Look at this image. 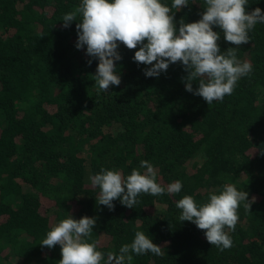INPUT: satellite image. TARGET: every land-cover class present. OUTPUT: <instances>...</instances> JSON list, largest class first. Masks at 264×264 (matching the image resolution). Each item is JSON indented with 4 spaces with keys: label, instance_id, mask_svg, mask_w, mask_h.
<instances>
[{
    "label": "trees",
    "instance_id": "trees-1",
    "mask_svg": "<svg viewBox=\"0 0 264 264\" xmlns=\"http://www.w3.org/2000/svg\"><path fill=\"white\" fill-rule=\"evenodd\" d=\"M78 4L0 0V264H56L59 245L39 243L68 215L95 217L86 240L105 257L136 231L161 247L159 256L133 254L130 264H264V24L240 46L221 33L220 51L235 48L252 71L231 95L207 104L184 90L178 61L146 78L148 66L134 62L136 49L122 43L114 61L120 84L99 92L97 61L74 47L79 17L61 26ZM256 7L264 12V0H248L245 10ZM202 11L203 0H190L173 9L174 25L194 22ZM141 160L153 165L158 184L179 180L180 191L141 193L133 208L118 199L111 210L98 205L89 175L101 168L143 172ZM228 183L251 203L238 206L232 244L218 250L203 230L179 221L175 202L190 195L202 204Z\"/></svg>",
    "mask_w": 264,
    "mask_h": 264
},
{
    "label": "clouds",
    "instance_id": "clouds-1",
    "mask_svg": "<svg viewBox=\"0 0 264 264\" xmlns=\"http://www.w3.org/2000/svg\"><path fill=\"white\" fill-rule=\"evenodd\" d=\"M189 2L170 0L169 6L162 0H79L73 12L62 16L61 26L67 28L79 17L74 47H83L85 54L97 61L92 77L99 92L120 84L114 61L121 59L117 48L122 43L128 49H136L132 55L134 62L148 66L142 69L146 78L158 77L169 64L178 61L186 73L182 78L184 90L211 104L231 95L236 82L252 71L250 63L236 58L235 48L220 51L217 41L221 33L231 45L247 44L253 27L264 24V12L259 7L246 11L248 0H203L198 20H181L175 26L173 9L186 7ZM139 165L143 172L133 169L127 176L119 170L104 168L90 174L91 186L98 188L96 203L111 210L112 202L118 199L121 205L133 208L141 193L159 196L180 191L179 180L161 186L155 181L151 163L141 160ZM247 196V192L228 183L209 193L202 204L184 195L176 200L175 207L179 209L180 222L192 223L203 230L208 244L224 250L232 244L229 232L238 219V206L249 209L251 201L246 200ZM94 224L95 217L74 219L68 215L53 224L39 244L49 249L59 245L60 259L56 264H130L133 254L160 255L161 247L144 232L136 231L130 243L122 244L118 252H108L105 257L94 242L86 240Z\"/></svg>",
    "mask_w": 264,
    "mask_h": 264
}]
</instances>
